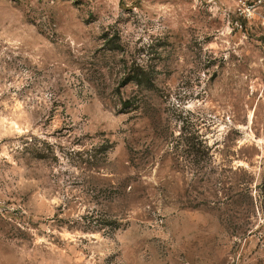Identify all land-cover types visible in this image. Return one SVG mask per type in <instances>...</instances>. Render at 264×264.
I'll return each mask as SVG.
<instances>
[{
    "label": "rangeland",
    "instance_id": "rangeland-1",
    "mask_svg": "<svg viewBox=\"0 0 264 264\" xmlns=\"http://www.w3.org/2000/svg\"><path fill=\"white\" fill-rule=\"evenodd\" d=\"M256 1L0 0V264H264Z\"/></svg>",
    "mask_w": 264,
    "mask_h": 264
},
{
    "label": "built area",
    "instance_id": "built-area-1",
    "mask_svg": "<svg viewBox=\"0 0 264 264\" xmlns=\"http://www.w3.org/2000/svg\"><path fill=\"white\" fill-rule=\"evenodd\" d=\"M262 2V0H257L255 3H253V4H248L247 5V7H246V11L247 12H250V9L251 8H253L255 5H257V4H259V3H261ZM244 12V11H243Z\"/></svg>",
    "mask_w": 264,
    "mask_h": 264
}]
</instances>
